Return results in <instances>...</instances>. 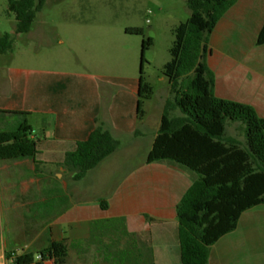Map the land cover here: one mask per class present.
I'll return each mask as SVG.
<instances>
[{"label": "crops", "instance_id": "crops-1", "mask_svg": "<svg viewBox=\"0 0 264 264\" xmlns=\"http://www.w3.org/2000/svg\"><path fill=\"white\" fill-rule=\"evenodd\" d=\"M263 26L264 0H238L213 32L207 59L216 77L215 95L250 105L262 118L264 45L259 46L257 40ZM34 33L32 28L25 34L23 57L17 54V43L13 52L0 56V111L6 113H0L4 116L0 120L13 121L12 126L0 124V132L13 131L26 119L38 154L33 160L2 162L0 169L4 170L1 165L6 163L19 167L31 162L35 176L52 186L46 196L66 203L52 226L56 228L54 241L69 247L67 264H117L115 253L98 251L103 244L85 241L91 237L93 222L120 218L136 237L141 264H182L177 207L196 175L175 163L147 162L162 117L149 138L150 121L147 117L138 120L141 76L123 79L85 70L82 59L60 57L66 42L53 31L46 33L49 49L34 52L27 41ZM68 48L75 53L79 47L73 42ZM168 83L167 99L171 95ZM98 125L120 142L112 156L122 148H147L141 164L121 181L113 182L112 188L100 192L88 180L112 156L81 181H75L64 166L66 155L87 141ZM229 127L241 131L244 138L239 134L229 137L245 142L241 123H229ZM46 196L42 202L48 201ZM102 201L108 203L107 210L101 207ZM209 264H264V205L245 212L238 228L211 247Z\"/></svg>", "mask_w": 264, "mask_h": 264}, {"label": "trees", "instance_id": "trees-1", "mask_svg": "<svg viewBox=\"0 0 264 264\" xmlns=\"http://www.w3.org/2000/svg\"><path fill=\"white\" fill-rule=\"evenodd\" d=\"M47 0H8L7 14L16 19L15 34L0 36V56L15 49L16 36L31 32ZM238 0H187L191 20L175 30L172 60L164 74L170 82L173 99L166 102L160 130L147 162H170L196 175L193 185L177 207L182 264H209L210 249L238 228L241 216L264 205V118L250 105L215 95L216 77L208 66L210 38L226 13ZM126 33L143 35L141 28ZM257 44L264 45V26ZM153 40L143 41L138 120L146 116L145 102L152 99L153 87L143 77L145 52ZM180 116H174L175 111ZM1 114H6L0 111ZM27 116V113H15ZM245 127V142L228 136V124ZM25 119L17 129L0 132V163L33 160L37 142ZM120 147L110 131L98 125L89 139L66 155L64 166L75 181L99 167ZM104 210L106 201L101 202ZM88 243L103 244L98 251L115 253L117 264H141L142 252L136 237L123 218L92 224ZM69 247L50 242L47 249L57 264H67ZM14 253V252H12ZM12 253H8L12 257ZM37 253L17 257L18 264L33 263Z\"/></svg>", "mask_w": 264, "mask_h": 264}, {"label": "rangeland", "instance_id": "rangeland-1", "mask_svg": "<svg viewBox=\"0 0 264 264\" xmlns=\"http://www.w3.org/2000/svg\"><path fill=\"white\" fill-rule=\"evenodd\" d=\"M7 9L8 0H0V36L13 34L16 27V19L7 14ZM191 17L187 0H47L34 23L35 33L27 41L34 52L45 51L49 49L46 33L53 31L66 42L60 57L71 61L80 58L84 61L81 67L91 72L134 79L141 76L143 41L152 39L143 63L144 80L154 89L152 99L145 102L150 138L160 126L167 100L173 99L172 95L167 99L169 83L164 70L172 60L175 30ZM128 28H141L144 34H128ZM26 37L16 38L17 54L22 57ZM73 42L79 47L75 53L68 48ZM180 115V111L174 112V116ZM0 124L12 126L13 121L1 119ZM237 134L244 138L241 131L228 128V135ZM146 150L122 148L91 174L88 183L97 192L109 190L113 182L124 179L144 161ZM1 167L6 168L0 169V251L38 253L47 249L56 238L52 224L66 203L46 196L52 186L35 176L31 162ZM45 196L48 201L42 202Z\"/></svg>", "mask_w": 264, "mask_h": 264}, {"label": "built area", "instance_id": "built-area-1", "mask_svg": "<svg viewBox=\"0 0 264 264\" xmlns=\"http://www.w3.org/2000/svg\"><path fill=\"white\" fill-rule=\"evenodd\" d=\"M150 22V21H148ZM26 254L25 252H14L12 257L8 255L6 251H0V264H18L16 262L17 257ZM31 264H57L56 259L49 253H37L33 263Z\"/></svg>", "mask_w": 264, "mask_h": 264}]
</instances>
